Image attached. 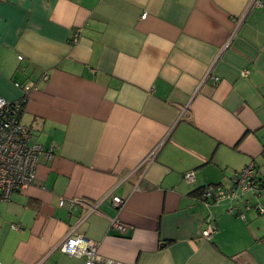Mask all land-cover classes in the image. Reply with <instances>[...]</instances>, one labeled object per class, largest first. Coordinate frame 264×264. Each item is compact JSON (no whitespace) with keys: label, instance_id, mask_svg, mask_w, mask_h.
<instances>
[{"label":"crops","instance_id":"1","mask_svg":"<svg viewBox=\"0 0 264 264\" xmlns=\"http://www.w3.org/2000/svg\"><path fill=\"white\" fill-rule=\"evenodd\" d=\"M23 84L43 151L0 202V264H83L68 235L122 264H264V189L195 194L250 162L264 188V0H0V96Z\"/></svg>","mask_w":264,"mask_h":264},{"label":"built area","instance_id":"2","mask_svg":"<svg viewBox=\"0 0 264 264\" xmlns=\"http://www.w3.org/2000/svg\"><path fill=\"white\" fill-rule=\"evenodd\" d=\"M263 0H252V4L261 5ZM142 18L145 17L143 13ZM79 36V29H76L72 34V41H76ZM247 71H243L245 74ZM47 76L44 75L43 79ZM217 79V78H215ZM24 95L14 101H8L0 96V202L7 201L12 193L21 190L34 182L35 168L37 158L43 148L38 143L29 144V128L22 124L19 120V113L21 112L22 103L25 101V94L30 89L35 88L34 85H21ZM255 165L250 162L244 166L235 176V185L230 188H220L213 185H206L201 188V193L198 198L204 201L220 199L233 200L239 194L253 189L260 191L264 189L255 180ZM183 179L186 182H193L195 180V173L193 170H188L183 174ZM112 204L120 208L123 200L116 195L110 197ZM69 205L73 207L76 204L87 205L90 211L96 208V203L87 204L83 200L71 199L68 201ZM65 200L61 199L59 204L65 205ZM260 212L262 208L258 207ZM233 212V207L229 208ZM243 217L241 213H238ZM110 228L119 233H124L127 226L122 223L119 218H112L110 221ZM214 232L211 225H207L202 231L201 236L209 238ZM57 248L73 257H83V264H122L109 258H102L96 252V243L82 235H68L60 240Z\"/></svg>","mask_w":264,"mask_h":264},{"label":"trees","instance_id":"3","mask_svg":"<svg viewBox=\"0 0 264 264\" xmlns=\"http://www.w3.org/2000/svg\"><path fill=\"white\" fill-rule=\"evenodd\" d=\"M24 103V102H23ZM23 103H22V106H23ZM22 106H21V109H20V111L22 110ZM208 185H213V186H216V185H214V184H208ZM200 193H201V188L200 189H198L197 191H196V195L197 196H200Z\"/></svg>","mask_w":264,"mask_h":264}]
</instances>
